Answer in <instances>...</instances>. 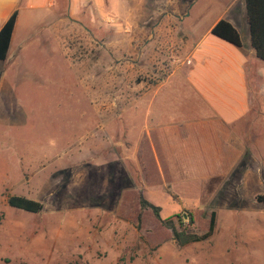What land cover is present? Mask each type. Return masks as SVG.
<instances>
[{
	"label": "rangeland",
	"instance_id": "rangeland-1",
	"mask_svg": "<svg viewBox=\"0 0 264 264\" xmlns=\"http://www.w3.org/2000/svg\"><path fill=\"white\" fill-rule=\"evenodd\" d=\"M225 1L124 0L120 13L105 0L101 12L89 2L67 17L61 0L29 31L22 24L0 61V264H264V188L244 172L254 168L255 119L244 125L247 154L232 172L220 174L222 139L207 124L167 137L157 183L142 163L153 89L162 84L156 100L169 130L196 106L170 86L183 83L194 37L183 41L180 26H205ZM137 6L146 32L153 19L167 22L166 43L136 42L125 17ZM193 113L198 120L203 110ZM10 195L41 209L11 207ZM141 199L176 228L174 214L190 211L198 232L213 211L212 234L179 245Z\"/></svg>",
	"mask_w": 264,
	"mask_h": 264
},
{
	"label": "crops",
	"instance_id": "crops-1",
	"mask_svg": "<svg viewBox=\"0 0 264 264\" xmlns=\"http://www.w3.org/2000/svg\"><path fill=\"white\" fill-rule=\"evenodd\" d=\"M60 1L0 0V26L13 11H16L7 52L16 41L15 36L22 24L29 31L39 22L42 15L56 14ZM89 2L94 4L95 10L101 12L105 0H66V16L77 17L81 6ZM122 3L124 0H115V9L120 13L122 12ZM154 7L156 14L163 11L160 6L156 7V4H153V9ZM126 11L130 12V15L127 16L126 14L125 18L130 19V27L137 43L144 44L146 41L147 44L153 42L166 43L168 41L164 33H161V29L167 24L165 20L154 21L153 19L149 31L146 32L145 23L141 19V10L138 6L129 8V10L126 8ZM219 18L227 20L237 30L240 36V46H235L209 32L211 26ZM147 20L148 23L152 21L151 18ZM180 27L184 30L180 36L183 41L185 37H193V35L194 37L189 41V49L186 48L188 53L184 61L187 68L182 73L183 83L181 86L176 84L170 86L182 89L181 96L183 99H188L192 103L195 101L196 106L192 104L190 108L192 110L189 111V106L186 105V116L183 113L184 117L178 118L180 120L176 122L178 125L169 130L170 126L166 125L164 118L162 119L163 110L166 106L156 100L162 84L156 86L153 89L152 99L149 101V107L153 109L151 112L153 119L150 121L151 127L145 135L149 142L150 151L168 150L171 145L167 142V137L170 134H176L179 127L191 128L192 125L207 124L217 134L218 138L222 139L220 140L222 142L220 148L217 150L221 151V161L224 160V164L219 170L220 174L232 172L236 166L242 165L241 160H243L245 153L247 154V140L250 139L251 148H249L250 153L248 155H255L253 159L254 168H247L244 172L250 170L255 172L256 182L264 188V151L261 148L262 142L260 140L264 136V61L255 55L254 48L250 44L244 0H226L205 26H198V23L192 22L184 23ZM23 39L24 36H22ZM179 41L182 42V39ZM17 42L20 41L17 40ZM155 100L156 103L153 105ZM195 108L203 110V113L200 114L201 118L198 120L195 117L192 118L195 115L193 113ZM157 109H161V111L157 112ZM251 119H255L259 128L257 133L250 136L248 134L249 128H244V125L251 123ZM179 133H182L180 147L185 148L183 130L180 129ZM247 134L250 137L246 140ZM212 149L215 148L210 146V150ZM195 169L199 171L196 166ZM202 175L210 174L204 172ZM244 176L247 178V173Z\"/></svg>",
	"mask_w": 264,
	"mask_h": 264
},
{
	"label": "trees",
	"instance_id": "trees-1",
	"mask_svg": "<svg viewBox=\"0 0 264 264\" xmlns=\"http://www.w3.org/2000/svg\"><path fill=\"white\" fill-rule=\"evenodd\" d=\"M246 21L249 29L250 44L254 48L255 55L264 61V0H244ZM16 17V11H13L8 18L0 26V61L6 58L7 49L9 46V40L12 32V27ZM209 32L214 36L227 41L235 46H240V36L237 30L232 26L230 22L223 18L217 19L211 26ZM143 147L142 163L144 164V171L153 174L154 182L159 181L158 171H163L165 168H161V164H164L162 160H159L158 151H150L148 146V139L144 136L142 138ZM161 158V156H160ZM161 162V164H159ZM157 166H160L158 168ZM160 169V170H159ZM7 203L11 207L24 210L26 212H38L41 209V203L21 196L10 195L7 198ZM141 209L147 206L162 226L163 230H168L172 239L179 245H183L189 242L203 241L207 239L214 228V212L210 211L206 220L205 227L202 231L190 230L194 222V217L190 211H180L174 214L178 228L175 227L173 221L169 218L159 217V207L153 205L144 199L139 202Z\"/></svg>",
	"mask_w": 264,
	"mask_h": 264
}]
</instances>
